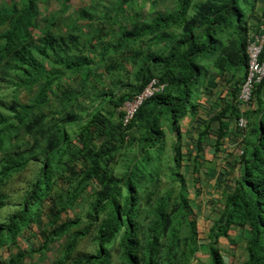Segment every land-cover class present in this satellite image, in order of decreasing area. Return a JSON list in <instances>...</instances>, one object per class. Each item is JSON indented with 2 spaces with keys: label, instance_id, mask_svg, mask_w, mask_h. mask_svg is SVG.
<instances>
[{
  "label": "trees",
  "instance_id": "obj_1",
  "mask_svg": "<svg viewBox=\"0 0 264 264\" xmlns=\"http://www.w3.org/2000/svg\"><path fill=\"white\" fill-rule=\"evenodd\" d=\"M130 1L103 13L90 5L67 21L59 17L67 0L47 16L40 0L0 2V250L8 252L0 264L51 248L49 264H192L201 246L208 264H232L219 240L236 229L248 233L240 264H264V79L236 158L215 186L217 213L203 245L186 179L196 186L206 146L217 156L225 137L241 136L229 124L264 0H174V10L148 20L113 23L108 41L106 22ZM126 61L132 81L114 79ZM97 67L112 79L107 91L96 88ZM151 78L165 90L123 127L118 107ZM220 83L227 96L204 120L200 97H214ZM187 118L195 138L184 153ZM14 180L20 187L8 185ZM29 237L37 243L25 248Z\"/></svg>",
  "mask_w": 264,
  "mask_h": 264
},
{
  "label": "rangeland",
  "instance_id": "obj_2",
  "mask_svg": "<svg viewBox=\"0 0 264 264\" xmlns=\"http://www.w3.org/2000/svg\"><path fill=\"white\" fill-rule=\"evenodd\" d=\"M6 2L8 3L9 0H0V2ZM61 1L62 0H40L39 3V9L42 13V15L47 16L48 14H55L57 15L59 13V9L61 8ZM132 1V0H131ZM128 2L127 5L130 7L129 11H125L124 14L118 13L111 15V18L106 22L107 23V33L108 37L106 38L108 41H111L113 32V23L116 25L113 29H117L119 26H127L134 21H143L148 20L150 16L155 15V13H162L164 11H171L174 10L175 4L174 0H133V2ZM119 0H67V4L65 5L68 7V11L65 14H59V17L61 20L67 21V18L72 16H75L77 12H79L81 9H87L92 5L95 9H97L99 12L103 13L105 10V7L112 8L114 6H117ZM113 21V22H112ZM87 22L85 21H79V25L85 26ZM39 25H43V22L41 20L38 21ZM31 32L33 35H37L36 29H32ZM98 68V67H97ZM122 68H124L123 72L121 74L116 73L118 75L117 77H114V79H118L120 81H132L130 76L131 67L129 62H124L122 64ZM100 75L102 76L100 79H96L99 81L96 88L101 91L105 90L107 91L109 88L113 87L112 79L108 77L106 73H104L102 67L98 68ZM25 94L21 95V99L25 100ZM256 103L254 104V106ZM200 117H204V115H200ZM189 120L188 118L184 120L183 123H181V133L182 138L180 140L182 152H186L187 150H193V144H194V138H195V131L191 128L188 124ZM187 129V132L185 130ZM213 136V134H212ZM168 132L166 133V145L167 148L171 147V139ZM232 139L231 146L226 147L224 149V153L227 154L225 156L227 159L224 158V155H222V158L218 160H214L215 155L213 154V148L209 146H206L204 148L203 158L206 159L205 156L208 158L206 165H204L199 172V176L197 178V184L196 186L193 185L192 177L190 176V173L186 174V179L189 184V198L193 199V202L198 205L199 212L197 215V229H198V242L203 245L207 243V231L208 228L211 226V219H213L216 216L217 208L214 206L215 202H212L216 199H218V195H216V191L219 193V190H214L216 188H213L214 185H217V182L219 179H222L220 176L222 174L223 167L226 165H231L233 159L236 158V146H237V138L236 136H232L228 140ZM222 149V150H223ZM227 149H230L228 152H226ZM210 151V152H209ZM231 151V152H230ZM208 155V156H207ZM185 169H189V167H186ZM17 181H10L8 185L20 187L19 183H16ZM214 182V183H213ZM213 183V184H212ZM201 190L203 192H201ZM201 192V196H197ZM210 193L208 194L207 193ZM206 192V193H205ZM216 196V197H215ZM195 198V199H194ZM202 207H205L202 209ZM209 207L210 211H208L206 208ZM68 216H71V212H67ZM248 238V233L245 230L242 229H236L228 232V237L226 239L221 238L219 240V248L223 252V258L226 262H230L232 264H240L242 260L245 258L244 253V245L246 242V239ZM20 241V239L18 240ZM21 243V242H20ZM37 243L35 238L28 239V242L23 244V247L26 248L29 244H35ZM26 245V246H25ZM55 250L53 248L50 249L49 253H41L37 252L34 256L26 257L23 259L22 263L20 264H49V261L52 260L54 256ZM8 258V252L6 249L0 250V260H6ZM209 259L205 251V247L201 246L199 252L196 253L195 259L193 260L192 264H208Z\"/></svg>",
  "mask_w": 264,
  "mask_h": 264
},
{
  "label": "built area",
  "instance_id": "obj_3",
  "mask_svg": "<svg viewBox=\"0 0 264 264\" xmlns=\"http://www.w3.org/2000/svg\"><path fill=\"white\" fill-rule=\"evenodd\" d=\"M245 52L247 56L246 75L237 98L242 111L249 107L253 97V89L264 77V27H261L260 33L249 34L246 40ZM164 88L163 83L153 78L132 99L122 103L118 108V112L121 114L120 122L122 126H128L143 102L153 95L163 92ZM236 126L243 129L245 120L240 117L236 122Z\"/></svg>",
  "mask_w": 264,
  "mask_h": 264
},
{
  "label": "crops",
  "instance_id": "obj_4",
  "mask_svg": "<svg viewBox=\"0 0 264 264\" xmlns=\"http://www.w3.org/2000/svg\"><path fill=\"white\" fill-rule=\"evenodd\" d=\"M213 93H214V97H211V98H208V97H206V96H203V97H200V100H199V103H200V105L202 106V107H204V111L202 112V114H201V110L200 109H198V111L200 112V114L201 115H204V120H207V118L212 114V113H216V112H218L219 111V105L221 104V102H223L222 101V99H224L226 96H227V87L224 85V83H220V86L217 88V89H215V90H213ZM218 99H220V100H218ZM221 101V102H220ZM217 104H219L218 105V107H217ZM209 109H210V113H208L207 114V111H209ZM188 120H189V118H188ZM184 122V121H183ZM182 122V123H183ZM188 124H189V126H190V122H188ZM216 125V124H215ZM215 125H214V127H215ZM192 127L190 126V129H191ZM216 129V128H215ZM234 126H233V123L231 122L230 124H229V132H234ZM187 130V129H186ZM194 130V129H193ZM212 130H214V129H212ZM195 131V130H194ZM195 133V132H194ZM228 134V133H227ZM234 134V133H233ZM233 135H230V136H227V137H225L224 138V141H223V145H222V147H221V149H226V147H228V146H231V143H232V139H230V140H228L229 138H231ZM210 148V147H209ZM224 149H223V151H224ZM230 149H227L226 150V152H228ZM210 152V151H209ZM231 152V151H230ZM224 155V158H225V156H227V154L226 153H224L223 154ZM208 156V155H207ZM205 160H207L208 158L205 156ZM222 158V155L221 154H218L216 157H214V160H216L217 162H218V160L219 159H221ZM214 183V182H213ZM212 183V184H213ZM213 188H215V185H214V187ZM215 191L217 190V189H214ZM201 192H203L202 190H201ZM201 192L197 195V196H199V197H202L201 196ZM206 193V192H205ZM207 193H208V191H207ZM208 194H210V193H208ZM216 195H218V199L220 198V192L218 193L217 191H216ZM216 197V196H215ZM218 199H216V200H218ZM216 200H214V201H212V202H215ZM205 207H202V209H204ZM208 211H210V208L209 207H207L206 208ZM205 210V209H204Z\"/></svg>",
  "mask_w": 264,
  "mask_h": 264
},
{
  "label": "clouds",
  "instance_id": "obj_5",
  "mask_svg": "<svg viewBox=\"0 0 264 264\" xmlns=\"http://www.w3.org/2000/svg\"><path fill=\"white\" fill-rule=\"evenodd\" d=\"M261 27H264V24H262V25H260L259 26V29H258V31H256V32H254V31H251L250 33H260L261 32ZM249 33V34H250ZM249 34H248V36H249ZM248 36H247V38H248ZM247 40V39H246ZM245 46H246V44H245ZM245 54H246V52H245ZM246 68H247V56H246V67H245V75H246ZM151 79H153V78H151ZM150 79V80H151ZM155 79H157V78H155ZM244 79H245V76H244ZM244 79H243V81H244ZM263 79H264V77L261 79V81L259 82V83H257L256 85H255V87H254V89H253V97H252V100H251V102H250V105H249V107L247 108V109H245V110H241V108H240V106H239V103H238V94H237V98H236V102H237V104H238V109H239V115H238V117L235 119V120H233L232 121V123H233V126H234V128L239 132V134L241 135V136H239V137H237V141H238V143H237V146H236V151L239 149V147H240V142H241V139H242V134L244 133V131L246 130V128H247V123H248V119H247V116H246V114H247V112L248 111H253V110H255V106H254V104H255V95H254V92H255V90H256V87H257V85H259L262 81H263ZM159 82H161L159 79H157ZM149 81V80H148ZM147 81V82H148ZM243 81H242V83H243ZM161 83H163V82H161ZM242 83L240 84V86L242 85ZM147 84V83H146ZM145 84V85H146ZM164 85H165V83H163ZM144 85V86H145ZM143 86V87H144ZM240 86H239V90H240ZM142 87V88H143ZM166 87V86H165ZM141 88V89H142ZM164 90H165V88H164ZM163 90V91H164ZM239 90H238V93H239ZM138 93V92H137ZM136 93V94H137ZM162 93V92H161ZM157 94H160V93H157ZM157 94H155V95H157ZM135 95V94H134ZM154 96V95H153ZM152 96V97H153ZM151 98V97H150ZM132 99V98H131ZM149 99V98H148ZM147 99V100H148ZM130 100V99H129ZM126 101H128V100H126ZM125 102V101H124ZM123 102V103H124ZM145 102V101H144ZM143 102V103H144ZM142 106V105H141ZM140 106V107H141ZM139 107V108H140ZM119 108V107H118ZM138 108V109H139ZM117 111H118V109H117ZM138 111V110H137ZM136 111V112H137ZM136 114V113H135ZM240 117H242L244 120H245V127L243 128V129H239L237 126H236V122H237V120L240 118ZM221 154V153H220ZM216 157V156H215Z\"/></svg>",
  "mask_w": 264,
  "mask_h": 264
}]
</instances>
